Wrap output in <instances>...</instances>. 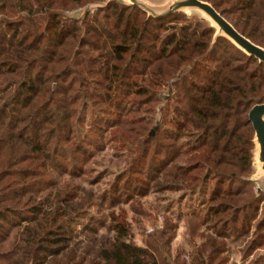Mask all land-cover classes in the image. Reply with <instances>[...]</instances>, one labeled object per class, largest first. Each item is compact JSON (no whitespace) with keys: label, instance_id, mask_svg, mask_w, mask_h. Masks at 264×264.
I'll list each match as a JSON object with an SVG mask.
<instances>
[{"label":"trees","instance_id":"1","mask_svg":"<svg viewBox=\"0 0 264 264\" xmlns=\"http://www.w3.org/2000/svg\"><path fill=\"white\" fill-rule=\"evenodd\" d=\"M201 1L264 48V0ZM102 2L81 18L66 15ZM0 15V264H236L226 255L231 231L250 237L245 257L264 250L248 120L264 103V63L180 11L154 17L118 0H0ZM163 87L172 96L162 98ZM107 138L131 154L114 196L132 183L140 196H205L185 222L189 260L173 254L179 225L167 219L143 246L119 222L112 238L79 246L78 225L96 199L79 180ZM252 264H264V253Z\"/></svg>","mask_w":264,"mask_h":264},{"label":"rangeland","instance_id":"2","mask_svg":"<svg viewBox=\"0 0 264 264\" xmlns=\"http://www.w3.org/2000/svg\"><path fill=\"white\" fill-rule=\"evenodd\" d=\"M124 4H132L129 0H118ZM135 2L145 5L154 12H161L168 9V7L179 0H134ZM105 2L96 5H89L83 8H75L68 10L66 15L73 18H81L86 9H90L93 13L97 6H103ZM180 12L187 15L189 19L203 20L206 24L214 27L219 33V28L215 23L207 17L202 11L198 9L183 8ZM3 16L0 15V19ZM173 89L170 87H163L160 89L161 97L164 99L172 96ZM155 118L154 112L131 114L130 118H137L138 116ZM160 117V114L158 115ZM156 117V119L158 118ZM153 133V131H151ZM118 144L111 138H107L105 149L98 152L91 159L90 163L86 165L88 175H85L79 180V183L88 190H92L95 194L94 205L87 210L86 218L83 224L78 225L77 240L79 246L89 245L91 237L99 240L101 236L105 238H112L114 232L110 229L116 222L123 223L128 232V240L136 245L143 246L144 239L156 230L162 228L164 220L176 222L179 227L177 229V236L172 243V252L183 251L184 260H189L188 255H191L193 246L190 240L185 235V222L191 216L193 211H202L200 206L205 196L202 194L185 195L182 192L173 193L169 191L154 192L150 190L149 194L140 196L137 194L138 188L133 189V183L128 189L120 194L118 197L114 196L111 190V184L115 176L127 168L130 163L131 156L127 147L118 148ZM258 148L254 146L253 151V175L252 179L256 183L257 191L264 194V172L260 173L261 164L258 161ZM69 179V178H67ZM141 176H137L133 181H139ZM142 179L147 182L144 176ZM150 185V183H149ZM259 188V190H258ZM131 195L132 198H127ZM84 225V227H83ZM94 229L96 234L92 236L86 229ZM150 230V231H149ZM204 234H209L206 227L202 228ZM230 236L226 239L227 252L231 263L236 264H252L259 255L264 253L262 251L253 252L251 255L245 257L244 250L250 237H237L235 232H229ZM196 243H200L199 239H195ZM95 244H99L95 243Z\"/></svg>","mask_w":264,"mask_h":264},{"label":"water","instance_id":"3","mask_svg":"<svg viewBox=\"0 0 264 264\" xmlns=\"http://www.w3.org/2000/svg\"><path fill=\"white\" fill-rule=\"evenodd\" d=\"M147 11L154 17H163L183 8L198 9L209 17L219 28V33L228 38L239 49L247 55L253 56L264 63V48L255 45L249 39L241 35L228 21L222 17L210 4L201 0H179L173 2L167 10L154 12L145 5L139 4L134 0H129ZM248 120L254 131V142L258 144V161L261 164V173L264 172V103L254 105L248 112ZM152 134V132H151ZM259 190V188H258Z\"/></svg>","mask_w":264,"mask_h":264},{"label":"bare ground","instance_id":"4","mask_svg":"<svg viewBox=\"0 0 264 264\" xmlns=\"http://www.w3.org/2000/svg\"><path fill=\"white\" fill-rule=\"evenodd\" d=\"M255 146L258 148V144L255 142ZM261 173V171H259Z\"/></svg>","mask_w":264,"mask_h":264},{"label":"built area","instance_id":"5","mask_svg":"<svg viewBox=\"0 0 264 264\" xmlns=\"http://www.w3.org/2000/svg\"><path fill=\"white\" fill-rule=\"evenodd\" d=\"M150 231V230H149Z\"/></svg>","mask_w":264,"mask_h":264}]
</instances>
